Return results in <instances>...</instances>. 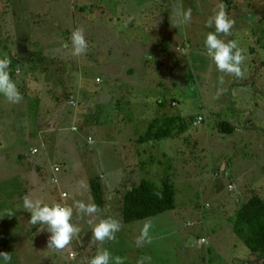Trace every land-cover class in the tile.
<instances>
[{
	"label": "rangeland",
	"instance_id": "obj_1",
	"mask_svg": "<svg viewBox=\"0 0 264 264\" xmlns=\"http://www.w3.org/2000/svg\"><path fill=\"white\" fill-rule=\"evenodd\" d=\"M221 3L235 20L221 38L233 35L247 50L242 78L219 72L205 46ZM262 18L264 0H0V57L11 60L23 95L12 104L0 94V252L11 256L0 264H89L103 249L110 264L116 256L123 264L256 262H245L251 252L234 220L247 193L264 199ZM77 27L88 42L79 57L71 52ZM162 111L180 117L171 136L138 143ZM224 121L232 133L221 131ZM93 179L104 208L74 211L80 233L64 250L47 249L51 233L28 222L23 196L93 203ZM143 179L173 183L175 209L126 223L123 194ZM109 217L122 224L116 238L95 240V224ZM146 223L150 243L138 247Z\"/></svg>",
	"mask_w": 264,
	"mask_h": 264
},
{
	"label": "clouds",
	"instance_id": "obj_2",
	"mask_svg": "<svg viewBox=\"0 0 264 264\" xmlns=\"http://www.w3.org/2000/svg\"><path fill=\"white\" fill-rule=\"evenodd\" d=\"M184 21H190L191 10L183 13ZM207 27L215 30L207 34L205 46L208 55L215 62L219 72L234 75L242 78L247 71L246 61L248 59L247 50L239 45L237 40H225L221 36H228L235 26V20L229 17L227 6L223 3L218 5V10L207 21ZM64 47H68L65 45ZM88 42L85 36V30L77 27L71 34V52L73 56H82L86 54ZM11 60L5 54L0 57V94L12 104H19L23 100V95L19 91L17 84L12 79L10 72ZM219 83H224V76L219 77ZM223 89H218L216 98L222 94ZM23 207L31 213V219L28 221L32 225H40L39 232L45 229L51 233L47 249L64 250L76 237L81 228L78 224L72 222L74 211L77 215L87 214L92 216L100 211L99 207L93 203L77 201L73 206L61 203H45L42 199L36 197L33 193H27L23 196ZM122 224L114 218L101 219L95 224L92 233L95 240L104 242L105 240H114L115 234L120 231ZM150 224H145L141 235L137 238V246L141 247L145 242L150 243L148 236ZM0 258L4 261H10L11 256L7 252H0ZM113 260L112 254L107 250H98L97 254L89 261V264H110ZM115 264H123V258L116 256Z\"/></svg>",
	"mask_w": 264,
	"mask_h": 264
},
{
	"label": "trees",
	"instance_id": "obj_3",
	"mask_svg": "<svg viewBox=\"0 0 264 264\" xmlns=\"http://www.w3.org/2000/svg\"><path fill=\"white\" fill-rule=\"evenodd\" d=\"M264 21L260 20V23ZM231 40H235L231 35ZM167 40L163 49H168ZM32 61V59H30ZM11 75L13 73L11 72ZM160 103V102H159ZM180 117H157L149 122L145 133L138 136V143H156L171 136L169 124L175 123ZM224 133H232L233 126L224 121L219 124ZM92 194L95 204L104 208V190L99 179L91 181ZM245 200L239 207L234 220V231L243 241L252 255L257 256L252 264H264V199L257 194L247 193ZM176 188L168 179L161 186L143 179L138 185L132 187L122 197V217L124 222L130 223L147 219L175 209ZM63 202V200H62Z\"/></svg>",
	"mask_w": 264,
	"mask_h": 264
},
{
	"label": "built area",
	"instance_id": "obj_4",
	"mask_svg": "<svg viewBox=\"0 0 264 264\" xmlns=\"http://www.w3.org/2000/svg\"><path fill=\"white\" fill-rule=\"evenodd\" d=\"M200 120H201V118H200ZM90 140H91V142H92V139H90ZM36 152H37V150L35 149V150L33 151V153H36ZM59 171H60V167H56V168H55V173H56V172H59ZM52 180H53L54 183H57L56 178H53ZM68 197H69V195H68L67 193H62V195H61V198H62L63 202H64ZM61 204H62V203H61ZM201 241L204 242V239H202Z\"/></svg>",
	"mask_w": 264,
	"mask_h": 264
},
{
	"label": "crops",
	"instance_id": "obj_5",
	"mask_svg": "<svg viewBox=\"0 0 264 264\" xmlns=\"http://www.w3.org/2000/svg\"><path fill=\"white\" fill-rule=\"evenodd\" d=\"M176 104V101L175 100H173L172 101V106L173 105H175ZM161 106V105H160ZM160 109V108H159ZM162 113H163V116H165V117H168V116H170V117H174V116H171L170 114H168V113H166L165 111H162ZM161 113V114H162ZM62 204H64L63 202H62ZM209 252H211L210 250H209ZM251 256H252V258H250V259H246V261L245 262H247V261H253L255 258H254V256L256 257V259L255 260H257V256L256 255H252L251 254ZM245 262H243V263H245Z\"/></svg>",
	"mask_w": 264,
	"mask_h": 264
}]
</instances>
